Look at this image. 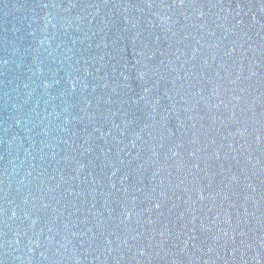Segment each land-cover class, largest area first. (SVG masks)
<instances>
[{"label": "water", "instance_id": "obj_1", "mask_svg": "<svg viewBox=\"0 0 264 264\" xmlns=\"http://www.w3.org/2000/svg\"><path fill=\"white\" fill-rule=\"evenodd\" d=\"M0 264H264V0H0Z\"/></svg>", "mask_w": 264, "mask_h": 264}]
</instances>
